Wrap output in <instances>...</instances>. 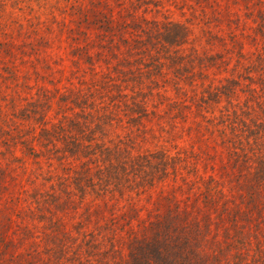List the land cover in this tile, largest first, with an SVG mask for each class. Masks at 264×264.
<instances>
[{"label":"trees","instance_id":"1","mask_svg":"<svg viewBox=\"0 0 264 264\" xmlns=\"http://www.w3.org/2000/svg\"><path fill=\"white\" fill-rule=\"evenodd\" d=\"M0 264H264V0H0Z\"/></svg>","mask_w":264,"mask_h":264},{"label":"rangeland","instance_id":"2","mask_svg":"<svg viewBox=\"0 0 264 264\" xmlns=\"http://www.w3.org/2000/svg\"><path fill=\"white\" fill-rule=\"evenodd\" d=\"M31 7L33 8V14H35L36 16L39 15L40 18H43L44 15H42V10L38 6L31 4ZM8 12L9 13H12V11H11L10 8H8L6 10V15L8 14ZM171 17L174 20H179V21H182V22L185 21L186 18H187V16L182 17L180 15V13L177 12V11H175V10H172ZM189 24H190L189 28L191 29V32H192V38L194 39L193 40L194 41V44L196 46H198L199 45V37H200V30H201V28L198 25H196L194 22L189 23Z\"/></svg>","mask_w":264,"mask_h":264}]
</instances>
